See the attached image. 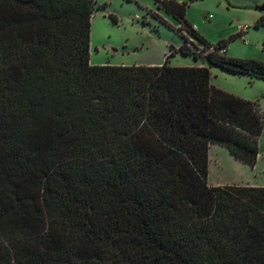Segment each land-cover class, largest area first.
<instances>
[{
	"label": "trees",
	"instance_id": "trees-1",
	"mask_svg": "<svg viewBox=\"0 0 264 264\" xmlns=\"http://www.w3.org/2000/svg\"><path fill=\"white\" fill-rule=\"evenodd\" d=\"M154 4L181 43L127 67L89 62L94 0H0V264H264V187L207 182L211 146L252 168L264 127L209 68L264 81V63Z\"/></svg>",
	"mask_w": 264,
	"mask_h": 264
},
{
	"label": "rangeland",
	"instance_id": "rangeland-1",
	"mask_svg": "<svg viewBox=\"0 0 264 264\" xmlns=\"http://www.w3.org/2000/svg\"><path fill=\"white\" fill-rule=\"evenodd\" d=\"M175 1L187 4L186 21L195 25L196 32L211 46L223 41L226 56L264 63V27H253L264 15V0ZM94 6L89 34L91 64L127 67L162 64L168 56V44L177 47L181 43L173 30L153 17L155 14L172 28L177 27L172 18L156 10L154 0H94ZM109 15L115 17V23ZM240 31L241 36H237ZM168 65L208 67L203 56L194 61L191 56L180 54L169 57ZM209 72L214 87L244 100L257 101L259 109L264 111L263 80L230 75L216 67H210ZM209 157L208 183L226 185L231 181H248L254 187H264V127L258 138V157L253 168L234 161L217 145L212 146Z\"/></svg>",
	"mask_w": 264,
	"mask_h": 264
},
{
	"label": "crops",
	"instance_id": "crops-1",
	"mask_svg": "<svg viewBox=\"0 0 264 264\" xmlns=\"http://www.w3.org/2000/svg\"><path fill=\"white\" fill-rule=\"evenodd\" d=\"M195 26V25H194ZM197 30V27L195 26V31ZM240 33V32H239ZM240 34H242V33H240ZM226 50V52H227V49H225ZM91 64V63H90ZM91 65H103V64H91ZM161 64L160 63H156V65H155V63H148V64H146L145 66H160ZM191 66H202V65H189L188 67H191ZM219 89V88H218ZM211 148H212V146L209 148V151L211 150ZM208 156H209V153H208ZM258 157V156H257ZM209 162H210V157H209ZM208 168H209V166H208ZM253 168V167H252ZM208 173H209V169H208ZM209 185H213V184H210V183H208ZM231 184H242V185H245V186H249V187H254L253 185H250L249 183H248V181H246V182H241V181H231V182H229V184H226V185H231ZM213 186H224V185H213Z\"/></svg>",
	"mask_w": 264,
	"mask_h": 264
},
{
	"label": "built area",
	"instance_id": "built-area-1",
	"mask_svg": "<svg viewBox=\"0 0 264 264\" xmlns=\"http://www.w3.org/2000/svg\"><path fill=\"white\" fill-rule=\"evenodd\" d=\"M209 18H210V17H208V19H209ZM192 29L195 30V26H192ZM240 33H242V31H240ZM220 52H221V53H224V52H226V50L223 49V50H221Z\"/></svg>",
	"mask_w": 264,
	"mask_h": 264
}]
</instances>
